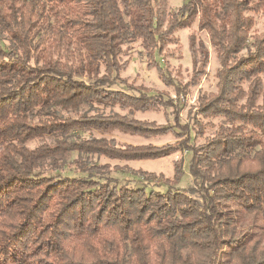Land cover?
<instances>
[{
    "label": "trees",
    "instance_id": "1",
    "mask_svg": "<svg viewBox=\"0 0 264 264\" xmlns=\"http://www.w3.org/2000/svg\"><path fill=\"white\" fill-rule=\"evenodd\" d=\"M181 1L173 13L167 0H0V264H221L222 256L225 264H264V226L255 234L238 228L230 208L264 213V28L251 35L255 21L247 14L262 11L264 0ZM196 21L220 65L216 93L197 98L202 119L224 121L211 137L196 147L186 125L179 144L151 148L76 134L165 135L167 128L128 118L161 102L106 86L119 82L126 65L122 47L139 41L149 67L177 97L195 87L209 52L194 34L187 86L174 85L157 55ZM249 39L252 49L241 56ZM51 45L60 57L46 54ZM85 106L127 113L58 112ZM195 123L202 136L204 125ZM46 136L53 142L26 146ZM183 149L191 153L198 199L171 187L146 193L42 174L68 152L136 162ZM106 166L85 170L98 174ZM173 167L178 180L179 163Z\"/></svg>",
    "mask_w": 264,
    "mask_h": 264
},
{
    "label": "rangeland",
    "instance_id": "2",
    "mask_svg": "<svg viewBox=\"0 0 264 264\" xmlns=\"http://www.w3.org/2000/svg\"><path fill=\"white\" fill-rule=\"evenodd\" d=\"M169 12H176L178 8L183 4L181 0H167ZM264 7L262 11L258 13H247L253 16L255 26L252 34H259L264 28ZM217 14L219 12L217 11ZM194 34L198 41H201L208 49L209 62L204 70V74L201 76L198 84L195 87H186L187 91L180 96L175 95L173 87H165L161 82L160 76L156 68L149 67L154 65L150 63V59L146 57V54L139 41L125 44L123 54L120 57V63L126 62L124 68L119 72V82L113 85L106 86L110 90H119L127 94L134 96L140 93L145 96H151L153 100H158L160 106L157 109L149 110L146 112H136L134 115L128 118H134L143 122H151L155 127L167 128L165 135L151 136V137H138L121 134L118 132H112L109 134H102L96 132H77L76 134L80 137H103L105 139H114L117 145H132V146H150L163 147V146H175L183 140L182 134L186 125L190 126L193 131L191 134V143L194 146L201 145L208 137H211L215 128L224 122L221 118L204 120L197 112V98L202 94H215L216 93V74L220 69L218 60L213 52L208 35L198 30L197 21L190 27L177 30L172 34L173 42H169L165 45L161 55H157V60L161 66H165L171 80L175 86L185 87L189 84L192 76V65L190 59V53L188 49V36ZM4 47H7V41H3ZM252 39H249L247 49L241 52V56H246L251 46ZM51 58L60 57L54 50V45L46 52ZM264 84V77H263ZM166 103V104H165ZM169 104V105H168ZM59 114L63 116L76 117L80 114L86 113L93 115L95 113H101L105 115L109 114H120L124 115L127 113L126 110L121 111L118 107L113 108H102L87 106L81 107L77 111L74 110H60ZM195 122H201L204 125L203 135L196 134L198 130L195 126ZM211 122L213 127L205 125ZM181 128V129H180ZM53 137L46 136L42 139H34L26 143L29 149H34L42 143H52ZM186 149V148H185ZM179 150L172 153L166 158L157 160H146V161H116L109 160L103 157H97L95 155L78 154L76 152H68L62 157L58 158V168L51 169L49 166L45 168L42 173L45 176H63V177H85L90 178L92 181L99 184H108L110 187H125L128 189H139L144 188L146 193L158 192L165 193L168 187L181 191L187 195L198 199L200 194L198 192H191L195 187L193 186L192 177L189 174V164L191 159V153L187 150ZM254 157L258 160L261 157V153L257 150L254 152ZM50 161H48L49 163ZM178 162L182 171L180 179H176L174 175L173 163ZM107 165L104 170L98 174L89 173L85 169L93 166L102 167ZM116 167L114 169L113 167ZM128 169V170H127ZM130 170V171H129ZM136 171H142L139 173ZM133 172V173H132ZM236 225L241 229H248L250 234L259 233L262 231L264 226V213L249 215L242 212L238 207L231 205ZM221 264H225L224 256L221 257Z\"/></svg>",
    "mask_w": 264,
    "mask_h": 264
}]
</instances>
